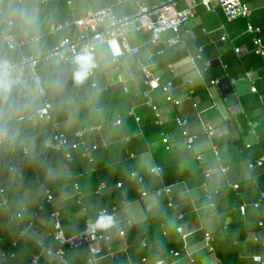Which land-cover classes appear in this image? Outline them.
<instances>
[{
  "label": "crops",
  "instance_id": "obj_1",
  "mask_svg": "<svg viewBox=\"0 0 264 264\" xmlns=\"http://www.w3.org/2000/svg\"><path fill=\"white\" fill-rule=\"evenodd\" d=\"M120 1L1 0L0 61L20 59L18 52L5 46L7 37H36L24 46L23 54L39 55L54 48L60 38L78 33L70 25L55 36L50 32L53 22L63 23L110 4L119 16H127L136 12L137 1L153 6L165 0ZM176 1L180 7L187 5V0ZM245 1L264 41V0ZM247 21L229 19L219 6L199 4L196 16L179 33L171 63L155 67L157 53L150 57L156 46L170 47L164 40L153 44L149 32L130 30L126 43L138 46L139 52L126 50L117 71L107 46L99 45L90 53L95 67L87 69L82 83L73 79L79 69L74 60L81 53L67 63L58 58L40 62V78L52 103L51 122L26 117L43 101L25 66L11 71L10 89H0V188L8 198V204H2L0 192V245L5 237L13 242L27 237L40 246H59L50 238L57 220L71 234L81 231L87 220L94 224L108 214L114 218L113 226L98 230L111 235L116 253L99 258L97 264H157L159 259L167 264H264V224H260L264 223V54L255 52ZM171 35L168 32L165 38ZM140 62L150 65L162 82H174L172 94L180 100L178 105L168 102L161 89L151 92L162 124L143 95L150 87ZM178 116L185 120L183 126ZM92 125L101 128L92 130ZM208 126L214 128L212 136L206 133ZM80 130H85L88 144L98 146L93 161L80 150H71L73 159L66 166L64 151L53 147L54 132H63L74 142ZM190 134L199 137L188 148L184 139ZM260 158L262 165L257 164ZM155 166L162 167L161 175L151 172ZM167 185L172 187L173 207L165 194L155 193ZM257 201L259 206L254 205ZM243 204L245 213L240 210ZM120 229L126 232L124 238ZM206 232L214 238V251L204 242ZM60 249L65 261L47 249L39 256L47 264H90L88 248ZM3 253L0 246V264L5 261ZM254 255H261L263 262L255 261Z\"/></svg>",
  "mask_w": 264,
  "mask_h": 264
},
{
  "label": "built area",
  "instance_id": "obj_2",
  "mask_svg": "<svg viewBox=\"0 0 264 264\" xmlns=\"http://www.w3.org/2000/svg\"><path fill=\"white\" fill-rule=\"evenodd\" d=\"M1 1V0H0ZM22 1V0H20ZM47 1V0H44ZM119 2H121L119 0ZM71 3V1H68ZM138 8L134 14L127 16H119L114 5L110 4L99 9H88L86 13L81 17H75L72 20H66L63 23L53 22L51 24L50 32L51 34L57 36L59 31L67 26L73 25L78 29V33L75 37L65 36L58 40V43L46 53L39 55H24L23 48L25 45L34 42L37 38L30 37L26 39H14L5 38L4 44L11 50H15L20 54V59L18 61L6 58L0 61V64H6L10 67V72L14 71L19 65L25 66L30 79L35 86L38 94L42 98V106L34 113L28 114L26 117L30 120L36 118L44 119L51 122V109L52 103L48 98L46 88L43 86L40 74H39V64L40 62L47 63L51 58H58L62 62L67 63L71 60L72 56L77 53H83L87 51L88 53L96 51L97 47L101 44H105L111 56L112 62L115 64L117 71L120 70L119 60L124 55L125 51H130L132 53H138L140 48L138 46L130 47L126 43V35L130 30L145 31L149 32L151 36V42L157 44L158 42L164 40L165 44L168 46H173L180 41V31L181 29L197 14V6L202 4L208 8H214L219 6L222 8L226 16L231 19L246 18L247 21V32L252 33L253 43L255 45V52L258 54H264V41L261 37V27L255 25L251 20V8L247 1L245 0H187V5L184 7L178 6L176 0H165L160 5L149 6L142 1H137ZM2 12V10H1ZM9 24H12V20L6 19ZM172 32L171 35L165 38V34ZM239 51V49H236ZM162 51L151 52L150 57H153L156 53L159 54ZM139 67L143 72L146 82L149 85V89L143 92L145 98H147V103L155 110L157 116V123L162 124L163 121L159 114V107L151 97V92L155 89H161L166 94V100L172 104L178 105L180 100L173 96L172 88L174 87V82L172 80L162 82L160 77L155 75L150 69V65L140 62ZM122 77L121 73L119 75ZM213 80L212 83H215ZM130 114H134L131 110ZM139 120L140 118L137 117ZM179 125L183 126L185 120L181 117H176ZM117 123H121V119L117 120ZM101 126L92 125L90 129L98 130ZM206 133L209 136L214 134V128L208 126L206 128ZM77 141L71 142L69 136L63 132H54V144L53 147L59 150H63L65 154V164L70 165V161L73 159V153L71 150H80L81 154L93 161V151L97 149V145L88 144L85 139V130H80L76 132ZM198 134L186 135L184 139L185 145L190 148L193 146L195 141L198 139ZM163 141L167 144V148L170 149L169 139L167 136L163 137ZM3 142L2 129L0 127V143ZM258 165L263 164V158L257 161ZM254 165V164H251ZM151 172L161 175L163 172L162 167L155 166L151 168ZM211 172L206 173L207 178H209ZM132 176L138 179H142L141 175L137 172H132ZM105 186V183L102 184ZM121 186V183H118ZM78 189V185L75 184ZM237 187V185H235ZM2 195V204H8V198L4 195V189L0 188ZM158 196L165 194L168 199V205L173 207L175 205L174 198L172 195V187L170 185L159 188L155 192ZM264 198V193L261 194ZM147 196V192L143 193V198ZM82 197V195H81ZM80 197V198H81ZM48 199L52 200L53 196L48 195ZM260 201L254 203L255 206H259ZM115 208V207H114ZM242 213L246 211V205L240 206ZM20 213H15V216H20ZM57 215V214H55ZM130 223V220L128 221ZM33 222H30L32 225ZM262 225V221L260 222ZM93 223L87 220L84 229L79 232L67 234L60 223L59 220L55 223V230L51 234L64 246L69 248H80L86 247L91 253L89 259L90 264H97V260L104 256L114 257L116 250H114L111 244V235L100 232L98 229L93 230ZM179 231L186 236L183 228L180 227ZM24 233V231H23ZM118 234L124 238L126 232L124 229H120ZM213 236L211 233L206 232L204 234V242L210 251H214L213 246ZM48 254H53L57 256L61 261H65L63 256V250H58L53 252L49 249L46 250ZM172 254L177 257L179 255L178 251H173ZM14 256V254H11ZM253 259L257 262H263V257L261 255H254ZM39 255H35L32 264H38ZM157 264H167L164 259H160L156 262Z\"/></svg>",
  "mask_w": 264,
  "mask_h": 264
},
{
  "label": "trees",
  "instance_id": "obj_3",
  "mask_svg": "<svg viewBox=\"0 0 264 264\" xmlns=\"http://www.w3.org/2000/svg\"><path fill=\"white\" fill-rule=\"evenodd\" d=\"M154 50H156V52L162 51L161 53L156 54L154 56V66L155 67L160 66V65H164V64H168V63H171L173 61L172 56L174 55V52H175L174 45L170 46L168 48L156 46ZM262 224H264V223L262 222ZM20 229L21 228H18L17 231H19ZM54 230H55V228H54ZM14 231H15V229H14ZM67 234H69V233H67ZM50 238L52 240L56 241L59 246H57V245L52 246V245H50V243L45 244V246H40L39 244L35 243L33 240H31L27 237H21L17 242H13V240H11V238L9 239L8 237L2 238L3 241L1 242L0 246L4 252L3 255L5 256V261L3 264H32L33 257L35 255H40L41 251L44 249H49L53 252L58 251L60 246L64 249H67V250L75 249V248H69L67 246L62 245L52 234L50 235ZM11 254H14V256H11ZM39 261L42 264H47L42 259V256L41 257L39 256ZM53 264H58V263L54 262Z\"/></svg>",
  "mask_w": 264,
  "mask_h": 264
},
{
  "label": "clouds",
  "instance_id": "obj_4",
  "mask_svg": "<svg viewBox=\"0 0 264 264\" xmlns=\"http://www.w3.org/2000/svg\"><path fill=\"white\" fill-rule=\"evenodd\" d=\"M74 62L79 69L74 72L73 79L77 83H82L88 75L87 69L95 67L94 57L87 51L77 55ZM12 85L10 67L6 64H0V89L9 90ZM114 224V218L108 214L100 215L92 225L93 230L107 229Z\"/></svg>",
  "mask_w": 264,
  "mask_h": 264
}]
</instances>
